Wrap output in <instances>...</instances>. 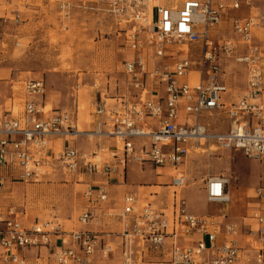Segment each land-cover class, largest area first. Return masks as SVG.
<instances>
[{
  "label": "built area",
  "instance_id": "2783aa9c",
  "mask_svg": "<svg viewBox=\"0 0 264 264\" xmlns=\"http://www.w3.org/2000/svg\"><path fill=\"white\" fill-rule=\"evenodd\" d=\"M100 1L116 24H123L122 72L131 90L115 105L101 93L91 102L94 129L87 135L110 139L109 156L100 160L65 138L80 134L70 114L46 113L38 100L44 82L32 78L23 82L29 98L21 114L0 117V168L23 182L41 181L55 164L76 176L96 177L85 184L82 196L89 206L77 221L98 224L96 213L103 206L120 225L107 234L118 238V247L98 231L68 230L57 219L28 226L10 208L0 216V263L35 264L25 251L46 247L51 250L43 264H92L96 256L109 260L116 254L120 264H264V186L254 189L253 204L239 219L227 208L213 215L190 212L180 193L188 182L192 152L232 150L264 159V37L255 40V19L230 17L240 51L218 30L227 13L251 0ZM230 57L244 66L245 88L235 101L226 102L221 62ZM221 113L230 121L226 132L204 120ZM60 137L64 141L55 149L53 141ZM130 162L174 172L170 210L131 192L121 197L117 211L105 206L111 176ZM229 182L225 176L209 177L207 201L229 205Z\"/></svg>",
  "mask_w": 264,
  "mask_h": 264
},
{
  "label": "rangeland",
  "instance_id": "374dc122",
  "mask_svg": "<svg viewBox=\"0 0 264 264\" xmlns=\"http://www.w3.org/2000/svg\"><path fill=\"white\" fill-rule=\"evenodd\" d=\"M227 14L218 30L240 51L243 46L231 28L230 17L255 19V40L264 37V0H251ZM122 26L116 24L100 0H0V117L19 116L29 98L23 82L41 79L45 92L38 100L48 109L51 107L47 113L64 110L76 128L83 129L77 136L65 138L81 151L95 152L98 159H107L111 140L87 134L94 129L91 102L99 99L100 93L104 101L115 105L131 91L128 77L122 72ZM221 70L231 98L236 99L245 87L244 66L232 57L224 58ZM204 120L218 132L229 130L230 121L223 113L205 115ZM63 141L61 137L53 141L54 148L58 149ZM186 169L192 204L202 207V211H195L188 201L196 214H214L219 208L205 197L204 184L209 177L229 178L232 202L228 211L235 219L252 206L254 189L264 186V159L247 158L240 151L192 152ZM10 173L0 168V177H4L0 185V216L5 217L7 210L13 208L28 226L54 219L68 230L81 225L77 217L85 208V186L78 176L58 164L39 182H23ZM145 175V180L152 183L149 171ZM128 178H132L131 174ZM99 261L120 264L116 256Z\"/></svg>",
  "mask_w": 264,
  "mask_h": 264
},
{
  "label": "crops",
  "instance_id": "0c3cea01",
  "mask_svg": "<svg viewBox=\"0 0 264 264\" xmlns=\"http://www.w3.org/2000/svg\"><path fill=\"white\" fill-rule=\"evenodd\" d=\"M227 87H228L227 92L223 94L224 101L226 102L235 101L238 97L236 99H232L228 84H227ZM146 171H149V174L151 175L149 180H151L152 183L145 180ZM171 172L172 170L170 168H155L154 166L149 165V164L139 165L137 163H132V162L128 163L126 168L119 167L118 171L114 175L111 176L108 182L109 199H108V202L105 204V206L111 207L113 208L112 210L117 211L122 206L121 197L125 195L126 193L131 192V193L137 194L139 198H142V199H146V198L156 199L161 204H166L168 210H170L171 203H172V191L174 190L173 187L169 186L170 178L174 174V172L173 173ZM186 172H187V169H186ZM129 174H131V177H132L130 179L128 178ZM78 177H79L78 180L81 181L82 185L84 186L88 181L96 180V177L91 178L86 175H78ZM188 182H189V177H188ZM188 182L182 189H180L181 195L184 198H187V208L190 212H193L191 211L190 206H189L191 205L193 210L202 211V207L198 206L199 204L197 206L192 204L191 195L188 193V190L191 189L192 187ZM204 187H205V184H204ZM229 195H230V199L232 202V195L230 193ZM188 201H189V205H188ZM84 202H85V206H89V204L85 201V199H84ZM215 204H218L219 208L217 209V212L214 214H217L222 209L227 208L228 210L229 208V205L224 206L219 203H215ZM96 214L99 216L98 224L89 223L87 225H80L76 229H88V230L98 231L103 234V237L105 239L111 240L118 247V243H119L118 238L115 236L107 235L109 232H117L119 230L120 225L118 221L106 215L103 209V206H101V209H99ZM207 215H213V214H207ZM230 215L232 216V213ZM49 250H51V248L50 249L46 247H39L36 249L32 248V249L25 251V256L31 263L43 264L46 261V255L48 254ZM92 264H101L97 256L94 258Z\"/></svg>",
  "mask_w": 264,
  "mask_h": 264
},
{
  "label": "bare ground",
  "instance_id": "6f19581e",
  "mask_svg": "<svg viewBox=\"0 0 264 264\" xmlns=\"http://www.w3.org/2000/svg\"><path fill=\"white\" fill-rule=\"evenodd\" d=\"M49 110H51V107L48 109L47 106H45L44 111L47 113ZM76 132L77 133H82L83 132V129L78 126Z\"/></svg>",
  "mask_w": 264,
  "mask_h": 264
}]
</instances>
